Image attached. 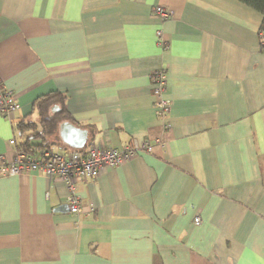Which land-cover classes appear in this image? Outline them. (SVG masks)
I'll use <instances>...</instances> for the list:
<instances>
[{
	"label": "crops",
	"instance_id": "0c3cea01",
	"mask_svg": "<svg viewBox=\"0 0 264 264\" xmlns=\"http://www.w3.org/2000/svg\"><path fill=\"white\" fill-rule=\"evenodd\" d=\"M261 21L237 0H0V79L18 105L0 114V164L25 142L60 154L163 144L80 179L78 214L62 181L0 177V264H264ZM56 94L54 133L33 137L37 103Z\"/></svg>",
	"mask_w": 264,
	"mask_h": 264
},
{
	"label": "built area",
	"instance_id": "2783aa9c",
	"mask_svg": "<svg viewBox=\"0 0 264 264\" xmlns=\"http://www.w3.org/2000/svg\"><path fill=\"white\" fill-rule=\"evenodd\" d=\"M152 14L161 21L168 20L172 16L169 10L160 6L154 7ZM161 35V31L156 32V38L160 44H162ZM150 81L156 115L159 119L166 121L167 127L171 107L170 102L163 96L166 90L164 69L154 71ZM16 111H18V105L14 94L3 86L0 79V114L10 119ZM10 143L14 144V139ZM154 144L163 146L161 140L155 139L153 143L149 140L131 141L121 148L106 149L98 144H92L83 153L73 152L71 154H60L49 148L38 151L17 149L11 161L0 164V177L36 172L49 180L62 181L68 191L69 213L78 214L80 198L76 195V190L80 179H94L102 169L118 167L140 153H151ZM193 223L199 225V217H195Z\"/></svg>",
	"mask_w": 264,
	"mask_h": 264
},
{
	"label": "trees",
	"instance_id": "16d2710c",
	"mask_svg": "<svg viewBox=\"0 0 264 264\" xmlns=\"http://www.w3.org/2000/svg\"><path fill=\"white\" fill-rule=\"evenodd\" d=\"M238 2L244 4L245 6L251 8L252 10L258 12L262 16V21L260 25V43L262 51H264V0H237ZM60 95H51L44 96L37 103L36 107L39 115L38 126L41 128L40 131L34 134L33 137L38 136L39 138L45 140V138L49 135H52L57 127V123L60 121L62 114L64 113L63 108L58 110L57 112H52L51 107L53 104H61ZM19 130L22 131L24 128L30 129L35 128L34 124H26V125H17ZM32 135L28 137L27 141H30ZM18 149H24L26 151H38L41 149L48 148L47 145H43L42 143L33 147V145H29L27 142L21 145V147H17Z\"/></svg>",
	"mask_w": 264,
	"mask_h": 264
}]
</instances>
